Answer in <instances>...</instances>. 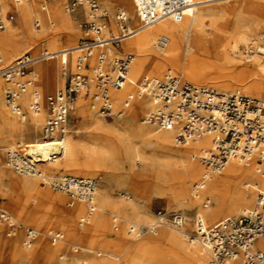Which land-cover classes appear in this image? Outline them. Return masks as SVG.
Listing matches in <instances>:
<instances>
[{
    "label": "bare ground",
    "instance_id": "bare-ground-1",
    "mask_svg": "<svg viewBox=\"0 0 264 264\" xmlns=\"http://www.w3.org/2000/svg\"><path fill=\"white\" fill-rule=\"evenodd\" d=\"M37 1L39 0H0V6L5 9L11 6L12 11L9 13H13L17 17L15 25L9 23L12 21L7 18L9 13L3 15L0 9V19H4L6 24L9 23L0 32L2 65L11 62L15 56L21 58L29 55L28 49L37 45L43 34L55 27L69 35L68 40L61 45H52L49 49L41 51L37 57L30 55L33 59L31 69L34 72L23 79L27 83V89L19 99L27 115L26 121L20 119L23 113L21 116L13 117L5 111L6 103L3 95H5L6 85L0 78V122L19 136H23L26 132L37 135L38 124L42 116L39 112L32 110V104L39 103V100L42 99V91L63 86L64 81L59 75L62 61L69 58L77 61L80 55L78 49L80 44L77 45L75 40L77 35L69 16L64 11L65 0H52L53 2L48 6H45V3H48L49 0H40L41 8ZM109 1L119 7L118 12L122 13L125 18L127 31L121 32L120 35L117 34L121 27L116 22L111 24L114 36H111V30L105 29V42H108L105 51L107 54L115 53L124 57L125 55L117 51V48L109 42L112 39H120L119 44H121L124 53H131L126 55L133 56L128 66L126 83L121 89L110 91L111 106L113 103V106L117 107L125 93L135 89L136 79L140 76L146 73L157 75L168 66L180 71L185 80L199 85V87L210 84L224 92L211 87L202 88L214 89L224 94H227L226 91H234L229 94H241L238 89H242L253 98L264 100L262 93L264 90V35L259 36L260 33H258L261 25L264 24V0H194L182 20L166 19L149 27H145L140 19L137 0ZM235 11L260 16L250 20H237L224 27L223 23L227 20V14ZM83 16L89 17L88 9H85ZM31 20H35L36 28L41 25V30H33L30 25ZM161 37H166L168 40L162 47L158 43ZM250 37L254 38L248 41ZM240 44L243 46H239ZM182 46L185 47L184 52L181 51ZM242 47L244 51L241 50ZM229 50L231 54L227 53ZM100 51V49L93 51V56L89 59L91 65H96V57ZM235 54H241L250 65L241 68L237 59L231 56H235ZM168 73L175 75L172 72L166 74ZM39 87L41 90L38 89ZM132 94H135V91L127 94L126 98ZM82 97V95L79 96L75 103L74 109L77 116H82L85 112ZM125 100L122 103V110L119 111H124L125 114L129 112L133 118L132 122L138 115L145 114L144 116H146L155 108L151 100L136 97L130 107L124 110ZM8 110L10 109L8 108ZM93 112L98 113L97 111ZM93 112L90 113L95 115ZM142 123L145 126H138L135 123H127L123 127L104 126L101 120L95 118L91 121L93 135L82 149L73 142L70 136H66L69 132L68 123L64 135H56L51 139L44 137L42 126L43 138H36L32 142L20 140V145L8 149L7 153L21 148L22 156L36 165L41 172L40 176L14 173L24 176L23 185L26 188L38 190L41 203L46 208H50L52 216V219L49 220V217L40 216L37 212L14 209L20 219L37 227L32 229L27 226L23 227L11 213L6 211L12 218V223L15 222L25 231L28 229L31 233H26V236L29 235L30 238L22 241L27 248L32 246L34 239H37L36 248L32 251H23L22 258H29L36 252H42L46 257H49L52 253L59 252L62 249V244L70 238L103 237L106 231L105 215L107 214H113V222H117L119 215L121 226L129 225L128 229L134 233L136 229L141 228L134 220V216L142 212L137 208L138 204L112 202L105 192L106 189L98 185L97 177L89 178L93 175V171H96L97 176H101L100 178L103 179V184H107L108 179L113 177L119 168L122 153L126 159L131 155L138 156L141 150L151 147L154 150V158L146 161L150 166L143 169L142 172L135 173L128 180L131 185L139 189L141 187L139 178L147 177L144 172L148 171L152 174L156 185H168L171 200L177 203H184L189 199V185L192 181L201 178L193 186L192 198L190 197L189 203L195 207L199 204L197 201H201L203 211L198 210L196 215H202L210 222H217L222 217L231 215L240 209H242L241 214L250 211L251 208H246L253 203V194L264 192V158L261 162L252 159L248 165L233 160L223 171L215 172L203 165L201 158L214 149V139L218 137L216 134L197 137L185 145H179L176 142V137L181 132L182 124L180 122H175L167 129L158 128L157 131L152 129L154 125H147L143 120ZM102 135H105V142L98 140V136ZM193 151L194 153L187 159L188 153ZM60 161L63 163L60 164ZM46 172L83 175L82 179L93 182L95 186V189L90 192V201L86 200L84 193L81 195L79 190H72L73 197H70L65 189L56 192L57 194L43 189L39 183L33 181L32 177L48 178L49 186L52 188L50 182L55 181L57 177ZM5 174V172H1L0 177ZM68 177L79 178L64 175L59 179ZM146 183L151 190H157V188H153L151 181ZM67 195L70 197L71 203L66 206L68 208H62L63 201L64 206L67 204ZM203 195L208 197L204 198ZM212 201H215L213 208L210 207ZM77 218L79 220L76 224ZM51 223L57 224L63 232L45 230ZM77 225L81 228L87 226V228L79 230ZM155 225L156 223L148 225L151 237L143 239L133 247H127L128 253L133 255L134 259L131 261L124 259L123 264H212L209 250L198 240H192L193 232L189 233L186 227L176 229L168 225H161L158 228ZM113 229L118 231L119 226L114 224ZM8 236L14 235L8 233ZM46 236L51 238L50 242L46 241ZM31 237L34 239L30 240ZM15 240L14 237L10 242L14 243ZM256 244L261 245V248L264 249V238L259 239ZM97 254L101 256V253ZM59 256L64 258L63 253H60ZM227 264L242 263L232 260ZM260 264H264V261Z\"/></svg>",
    "mask_w": 264,
    "mask_h": 264
},
{
    "label": "built area",
    "instance_id": "built-area-1",
    "mask_svg": "<svg viewBox=\"0 0 264 264\" xmlns=\"http://www.w3.org/2000/svg\"><path fill=\"white\" fill-rule=\"evenodd\" d=\"M194 0H137V9L145 27L162 20L180 21ZM85 9L89 17L78 23L87 36H92L79 45L80 55L73 64L71 58L62 61L60 71L64 81L63 88L47 97L46 118L43 135L51 139L66 133L72 109L79 96L87 98L90 108L104 118L119 119L125 116L124 111H114L110 102V91L119 90L127 81L128 66L133 56L108 59L105 55V23L106 14L101 12V0H68L67 11L70 15L83 16ZM78 17V16H77ZM84 17V16H83ZM10 20L14 17H8ZM115 21L121 31H127L125 18L117 12ZM6 21L0 19V31L5 29ZM112 39V38H111ZM120 39L110 40V44L119 45ZM168 42L161 37L159 46ZM100 49L96 65L89 59L93 51ZM33 59L25 55L14 63L4 66L0 59V78L4 80L5 103L18 116L21 115L19 99L27 89L23 81L31 69ZM135 94L129 95L124 102V110L128 109L136 97L152 101L155 108L143 117L147 125L159 129H167L175 122L182 124L181 132L176 137L179 145L204 135L216 134L214 149L209 151L201 163L208 169L221 172L230 161H238L248 165L252 159L259 162L264 158V100L242 94L220 93L214 89L202 88L168 73L162 77L146 76L136 82ZM32 110L40 112L38 102L32 104ZM5 164L20 175H41L37 166L22 156L21 148L9 151L4 161L0 156V164ZM51 183L54 190H66L73 197L72 190L84 193L90 201V192L95 189L94 183L82 178L56 179ZM81 190V191H80ZM5 209L0 208V222L5 223L10 231L22 229ZM187 217L176 212L156 214V225H168L181 229L187 225ZM26 233H30L28 229ZM148 229H136V235H143ZM192 240H198L211 255L212 264H227L229 261H241L242 264H260L264 261V249L256 243L264 238V195H259L255 207L237 217L229 218L214 227H209L202 215H196L192 221ZM31 234V233H30ZM27 238H30L27 235ZM31 237L30 240H33Z\"/></svg>",
    "mask_w": 264,
    "mask_h": 264
},
{
    "label": "rangeland",
    "instance_id": "rangeland-1",
    "mask_svg": "<svg viewBox=\"0 0 264 264\" xmlns=\"http://www.w3.org/2000/svg\"><path fill=\"white\" fill-rule=\"evenodd\" d=\"M53 1L49 0L48 3H45V6H48L49 3H52ZM39 8H41L42 2L39 0L37 1ZM67 4L68 0L64 1V11L65 13L69 16V19L74 27L75 33L77 36H75V40L77 45H79L82 41L87 40L88 38H92V36H87L85 32H83L81 29L78 27V23L81 20H85V17L82 15H79L78 17L76 15H70L69 12L67 11ZM12 7L8 8H3L0 6L1 12L3 15H6L7 13L11 12ZM119 10V7L113 3L110 2L109 0H101V12H104L106 14L105 18V23L107 24V29L111 30V24H113L115 21V16ZM14 17L11 22L14 25L17 23V17L13 13H9L8 17ZM260 15L256 14H245L239 11H235L233 13H228L227 14V20L226 22L223 23L224 27H227L229 23H233L237 20H250L253 18H257ZM37 17V16H36ZM9 19V18H8ZM34 21L31 20V27L34 30H41V25L39 23V27L36 28L34 26ZM6 24V27L9 25ZM232 25V24H231ZM231 28V27H230ZM1 32V31H0ZM122 31L119 29L118 33L120 35ZM258 33H260L259 36L264 35V24L261 25ZM115 33L112 32L111 30V36H114ZM69 35L67 32L61 30L58 27L53 28L52 30L47 31L46 33L43 34L42 39L39 41L37 45L31 46L28 50L29 55L32 57H37L43 50L49 49L52 45H61L64 43L66 40H68ZM254 37H250L252 39ZM117 48V51L122 52L123 55L126 54H131V53H124L123 48L121 47V44L114 45ZM239 46H243V44H240ZM242 51H244V48H241ZM181 51H185V47H181ZM228 54H231V51L229 50L227 52ZM105 55L108 59H113L116 57H122L119 55H116L115 53L107 54L105 51ZM232 57H235L237 59V63L241 68L247 67L250 64L247 63L246 59L241 55V54H235L231 55ZM19 58V56H15V58L11 62L4 63V65H10L14 63V61ZM72 63L75 64L76 60H72ZM263 64H264V59H263ZM31 72H34L33 69H30L29 73L26 74V77L30 75ZM167 72H172L173 74L179 76L183 81L188 82L190 84L196 85L194 83H191L187 80H185L182 77V73L178 71L175 68H172L168 66L167 68L163 69L160 71L159 74L157 75H152V74H144L143 76H140L138 79H136V82L143 77L149 76V77H161ZM59 75L61 76V71L59 70ZM29 79V78H27ZM25 81V80H23ZM64 86V83H63ZM56 88V89H51L49 91H42V99L39 100V105H40V112L42 118L40 123L38 124L39 132L37 135L32 134L31 132H26L23 134V136L15 135L12 130H10L8 127L4 126L3 123L0 122V156L2 160L4 161L5 155L8 151L9 148L20 145L21 141L23 142H32L36 138H43L42 137V126L44 119L46 117V98L58 91L59 89L63 88ZM201 87H211L215 88L216 90L220 92H224L221 89H217L216 87H212L210 84H204L200 85ZM240 88V87H239ZM38 89L41 90V87ZM240 90L241 94H244L246 96H250L246 94L242 89ZM135 89H131L127 91L123 97V100L121 103L115 107L113 106L112 103V108L114 111H119L122 110V103L126 98L127 94L133 93ZM227 93H231L234 91H226ZM264 95V90L262 91ZM252 97V96H250ZM4 98V95H3ZM257 98V97H255ZM83 103L85 107V112L82 116H77L75 114V105L73 107V110L70 114V118L68 121V134L66 136H70V138L73 140L74 143L78 144L80 149L84 148L89 141L90 137H92L93 132H91L92 126H91V121L95 118L101 120L103 125L105 126H118V127H123L126 126L127 123H135V125L138 126H145L142 123L143 117L145 114H140L135 118V121L132 122L133 118L129 112L125 114V116L122 119H110V118H104L98 113H95L90 110V103L87 98H83ZM261 99V98H259ZM21 105V103H20ZM5 111L9 113V115L13 117H18L17 114L14 112H11L8 110V108L5 105ZM90 112L95 113V115H92ZM23 113V115H22ZM8 115V114H7ZM8 115V116H9ZM22 115V116H21ZM21 121H26V113L25 110H23L22 105H21ZM23 117V118H22ZM130 120V121H129ZM129 121V122H128ZM155 131L159 130L156 126H153ZM98 140L101 142H105V135L103 136H98ZM173 146V145H172ZM24 149V148H23ZM146 149V151H145ZM145 151L144 153H142ZM153 151V152H152ZM194 153L189 152L187 155V159L191 157V155ZM150 155V156H149ZM154 150L151 147H146L143 150H141L140 155L135 156L131 155L129 158L125 159V155L122 153L121 156L122 158L120 159V165L118 170L115 171V175L108 179L107 184H103V179H101L99 176H97V172L93 171V175H91L89 178L91 179H98V185L101 186L103 189H106L105 192L107 193L108 197L112 200V202L115 203H123V204H130V203H136L138 204L137 208H139L142 212L141 214H138L134 216L135 223L137 226L141 228H147L149 224H154L156 223V214L158 212H164L166 214H172L179 212L183 214L185 217H187V225L186 229L189 231V233H192V221L196 214H198V210H202L201 207V201L199 204H197L195 207L191 206L189 203L190 197H191V192L193 189L194 184H196L201 178H198L194 181L191 182L189 185V199H187L184 203H177L176 201H172L170 197V189L168 185L164 184H158L156 185V182L152 178V174L150 172H144L147 177L145 178H139V182H141V187L137 189L135 186L131 185L129 182L128 178L132 177L135 175L137 172H142L143 169L146 167H149L150 164H148V160L154 158ZM148 157V158H147ZM122 161V162H121ZM124 161V162H123ZM60 164L63 163V161L59 162ZM200 165V164H199ZM205 170V169H204ZM5 172V176L0 177V208L5 209L9 213L16 218L15 220L22 224L23 227L27 226L29 228H37L34 225L25 222L24 220L20 219L14 212V209H20V210H26L30 212H37L40 216H47L49 217V220H51V210L50 208H46V206H43L39 199L38 195V190H31L26 188L23 185V182L25 180L24 176H19L15 174L12 170H10L9 167L6 166L5 162H1L0 164V173ZM206 172V171H205ZM47 174L53 175L54 177H57L56 179H59L60 177L64 175H70V176H77L79 178H84L83 175H78V174H73V173H49L46 172ZM33 181H36L39 183L43 189L47 191H52L53 193L57 194L52 188L49 186V179L48 178H35L32 177ZM151 181V184L153 188H157V190H151L146 182ZM110 189V190H109ZM109 193V194H108ZM263 193H255L253 194V203L249 205L246 209H253L255 206V200L257 197ZM111 197H110V196ZM203 197H208L206 195H203ZM130 198V199H129ZM192 198V197H191ZM132 200V202H131ZM66 205L64 206V201L61 204L62 208H65L70 201V197L67 195V201ZM215 206V201H212L211 203V208ZM68 208V207H66ZM250 209V210H251ZM86 211V209H85ZM203 211V210H202ZM242 209L238 210L237 212L224 216L221 219H219L217 222H210L207 221V218H205L206 222L208 223L209 226H215L219 224L220 222H223L229 218L232 217H237L242 215L240 212ZM147 216V217H146ZM106 217V231L105 235L103 237L101 236H92L90 238L86 237H77V238H70L66 242L68 243H63L62 244V249L59 252H54L52 253L49 257H46L42 252H34L35 254L29 258H22L23 251H32L36 248V240L34 239L32 241V246L31 247H26L25 244L22 242L27 238L26 236V231L22 229L10 231L8 226L0 222V264H123V260H133V255L128 253L127 247H133L143 239H146L148 237H151V233L148 231L144 235H136L133 231L128 229V226H121V217L118 215V220L117 222H113V214H107L105 215ZM79 218L76 220V224L78 223ZM117 224L119 226V230H114L113 225ZM77 228L79 230H84L87 228V226L81 228L80 226ZM137 228V227H136ZM159 228V227H158ZM157 228V229H158ZM51 229L53 232L57 233H62V229L55 223L49 224L48 227H46L45 230ZM156 229V230H157ZM8 233H12L14 236H8ZM15 237V242L11 243ZM46 241L50 242V237L48 238L47 236L45 237ZM119 242V243H118ZM115 243L116 245H112ZM35 244V245H34ZM24 245V246H23ZM258 248L261 247V245H257ZM77 249H74L76 248ZM79 247V248H78ZM82 248V249H80ZM86 249V250H85ZM75 250V251H74ZM84 250V251H83ZM67 251V252H66ZM101 251V252H100ZM91 252V253H90ZM101 253V256H99L97 253ZM63 253L64 258L60 257L59 254ZM60 259V260H59Z\"/></svg>",
    "mask_w": 264,
    "mask_h": 264
}]
</instances>
